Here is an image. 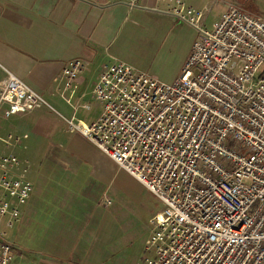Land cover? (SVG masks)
<instances>
[{"label":"built area","instance_id":"built-area-1","mask_svg":"<svg viewBox=\"0 0 264 264\" xmlns=\"http://www.w3.org/2000/svg\"><path fill=\"white\" fill-rule=\"evenodd\" d=\"M160 1L197 34L179 76L163 83L121 62L103 64L92 91L100 117L66 120L68 130L161 204L137 264H264V19L228 4L208 28L202 11ZM137 4L127 0L130 9ZM84 68L80 60L64 65L66 88ZM43 106L7 74L2 118ZM23 163L0 157V264L12 261L6 229L33 190Z\"/></svg>","mask_w":264,"mask_h":264},{"label":"crops","instance_id":"crops-1","mask_svg":"<svg viewBox=\"0 0 264 264\" xmlns=\"http://www.w3.org/2000/svg\"><path fill=\"white\" fill-rule=\"evenodd\" d=\"M179 1L202 11L205 26L228 4L263 18L264 0ZM167 7L160 0H138L134 9L127 0H0V85L10 73L49 105L0 116V157L13 154L24 162L33 187L13 225L10 264H137L142 257L148 221L161 204L71 133L66 120L90 124L100 117L102 104L92 94L100 67L121 62L139 70L149 31L166 39L180 24L186 28L187 35L169 41L175 73L163 83L178 77L197 34ZM72 60L85 68L66 88L62 69Z\"/></svg>","mask_w":264,"mask_h":264},{"label":"rangeland","instance_id":"rangeland-1","mask_svg":"<svg viewBox=\"0 0 264 264\" xmlns=\"http://www.w3.org/2000/svg\"><path fill=\"white\" fill-rule=\"evenodd\" d=\"M250 8L251 10H254L253 7ZM261 12L264 19V8L261 10ZM210 20L211 19H208V22H210ZM207 27H211L210 23L207 24ZM178 28L180 29V32L169 34L168 38L166 39L160 38L156 31L148 32V47H143V50H141L140 52V57L137 59V67L139 68L140 72L147 74L148 76L158 80L159 82H164V78L170 79L173 77L175 73L174 66L176 62L169 60L170 51L173 46L169 43V41H173V37H175L176 35H180L181 32L184 35H187L186 28L183 24H180ZM14 229L15 226L6 229L7 239L10 242L14 233Z\"/></svg>","mask_w":264,"mask_h":264}]
</instances>
